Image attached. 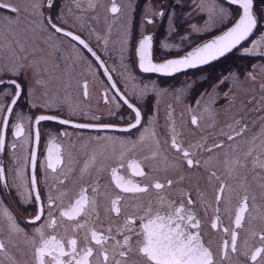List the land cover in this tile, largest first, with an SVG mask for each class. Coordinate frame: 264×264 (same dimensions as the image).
Wrapping results in <instances>:
<instances>
[{"label": "snow or ice", "instance_id": "6c2138e0", "mask_svg": "<svg viewBox=\"0 0 264 264\" xmlns=\"http://www.w3.org/2000/svg\"><path fill=\"white\" fill-rule=\"evenodd\" d=\"M99 8L112 23L124 19L121 55L133 48L136 67L145 74L207 71L204 66L233 53L241 59L253 58L247 69L236 66L205 76L201 85L208 87L194 104L184 106L188 123L198 130L217 129L220 118H225L211 143L209 137L186 141L177 131L172 105L166 113V139H160L155 116L147 118L145 105L149 95L166 90L155 83L128 88V78L135 81L136 77L127 66L125 87L117 86L96 46L90 44L95 35L97 43L104 41L106 52L111 39V24L101 36L88 23L98 20ZM135 11L133 0H127V7L122 0L106 4L102 0H0V159L7 148L15 171L11 186L20 203L32 205L34 213L21 226L12 211L0 206V264H264V63H255L264 61V0H194L192 12L202 14L205 21L189 23L190 32L222 30L187 51L169 40L178 25L175 11L165 8L163 0L159 6L153 0L140 4L141 30L133 43L130 22ZM160 20L167 22V33L154 40L148 26ZM188 38L182 35L183 40ZM154 44L157 54L162 50L180 55L154 60ZM59 60L65 61L66 88L72 80L69 69L78 61L102 69L115 103L109 115L125 108L126 114L117 116L118 120L127 116L124 124L77 123L69 118L76 114L70 102L68 115H63L58 99L49 92ZM80 87L86 98L88 82ZM187 90L174 93L177 102H182ZM22 97H27V107L41 113L35 118L25 115L17 107ZM46 121L127 135L96 136L80 167L74 169L73 156L63 150L65 130L50 137L47 154L38 165L39 126ZM257 121L259 127L253 131ZM23 145L27 151L21 160L17 149ZM153 162L162 166L153 167ZM212 162L219 174L210 167ZM104 172L111 195L102 191L98 178ZM169 172L174 175L169 177ZM128 173L142 179L129 178ZM188 175L204 181L203 188L199 182L194 185L195 197L184 187ZM50 176L55 186L49 184ZM0 184L9 187L2 162ZM130 200L135 203L129 205ZM102 206L110 221L107 225L101 218ZM27 226H32L31 231ZM217 236L218 243L213 238Z\"/></svg>", "mask_w": 264, "mask_h": 264}, {"label": "flooded vegetation", "instance_id": "af4514ba", "mask_svg": "<svg viewBox=\"0 0 264 264\" xmlns=\"http://www.w3.org/2000/svg\"><path fill=\"white\" fill-rule=\"evenodd\" d=\"M125 7H127V0H122ZM144 0H133V6L136 8V11L131 14V32H132V41L135 43L137 34L141 30L140 27V4H142ZM153 2L159 6L161 0H153ZM103 4L107 3V0H102ZM194 0H182V3L177 4L174 0H163V4L165 8H171L176 13V22L178 25V29L176 33H173L169 36L170 42L174 44H179L183 48L184 51L189 50V47H194L198 43H203L207 39H210L212 36L217 35L222 30L220 27H215L210 29L207 32L202 34H197L194 32H190L188 27L189 23H195L198 25H203L205 21V17L200 14H195L192 12ZM188 13H192L191 20L189 21ZM98 20H89V25L95 29L96 33L103 36L109 24L112 25L111 39L107 46V51H104L105 45L104 41L101 40L97 43L96 36L93 35L90 39V44L95 45V50L97 54L102 57V59L106 62L107 67L109 68L112 78L114 81H118V87L124 88V80L126 78L125 67L131 70L133 75L136 77V80L133 81L131 78H128V88H132L136 86V84H151L155 83L161 89H165L164 94L159 96L149 95L145 105V112L148 114L147 118L152 119L155 116L156 120V130L160 136V139L163 141L166 139L165 136V124L168 120L166 113L169 111V105H172L175 111L173 112V116L176 118L177 131H182L183 138L186 141L196 142L201 137H209V143H211V137L214 132H216L220 125L223 124L225 118L222 116L220 118V124H218L217 129L209 128L206 126H202L199 130L188 123V115L184 112L185 104H194L197 99H199V93L202 92L205 88L208 87V84L205 83L203 86L201 82L204 80L205 76H216L221 73H226L227 70L235 68L239 66L241 68L247 69L251 60L249 59H241L238 53L229 54V56L222 58L220 61H216L211 65L204 66L207 71L203 69H190L186 72H179L172 76H161L159 74L142 73L138 67H136V57L134 55V49L128 48L125 51V55L122 57L121 55V47H122V34L124 27V19L117 21L115 23L111 22V19H105V13L103 8L98 9ZM166 15L168 13L166 12ZM26 23V21H25ZM168 24L164 20H160L155 25L148 26L149 33H155L154 40H161L165 37L167 33ZM182 35H188V40H183ZM67 47V46H66ZM87 55V54H86ZM180 55L175 51L173 52H164L159 51L157 54V49L154 44V60L163 59L165 56L172 58ZM92 58L89 57V60ZM123 61V62H122ZM59 67L56 69L55 79L49 85V92L55 98L58 99L61 107L63 108V115H68V102L76 108V114L70 116L69 118L77 123H116L119 125H123L127 116L125 115V119H117V116H120L122 113L126 114L125 108H120L116 110V115H109L110 110H115V103L111 100V96L113 93L108 89L109 81L107 77L104 76L103 70L98 68L95 63L92 64L91 68L89 67V63L85 61H78L74 67L70 68L72 74V80L70 86H67L64 83L67 78L64 72L65 61L59 60L57 61ZM71 65V61L67 62ZM256 65L259 66L264 61L256 59ZM202 73V74H201ZM84 81L88 82V96L85 98L82 94V88L80 84ZM210 83V81H209ZM190 86V87H189ZM66 88V91H65ZM187 88V93L184 95L182 102H177L174 93H177L180 89ZM108 95V103L105 102V93ZM243 93H241V96ZM223 103V101H220ZM28 99L27 97H22V101L18 102L17 107L21 109V111L28 116H35L41 113V109H32L27 107ZM15 112V109H14ZM184 112L183 119H181V113ZM92 115L98 116L99 120H92L90 117ZM10 125L12 121H9ZM25 128H29L30 125L27 121H24ZM259 127V121L252 127V130L255 131L256 128ZM68 132L67 137H62L63 141V150L66 153H71L74 158V163L72 167L74 169H78L80 167V162L84 160L86 155L89 153L91 146L95 143L94 138L96 136H109V137H121L127 134L121 133L118 131H106V132H98L93 129H75L67 125H59L54 122L46 121L42 122L39 126L40 131V142H39V150L37 152V163L38 165L43 163L44 157L46 156V148L48 146V141L52 135H56L63 131ZM13 128H9L8 130V140L11 141ZM27 151V146L23 145L18 147L17 149V157L19 159H23ZM207 155L206 153L204 154ZM5 165L6 173L8 176L9 187L5 188L3 184H0V201H2V207H6L10 211H12L18 222L21 223V226H24V219L28 218L30 215L34 214L32 211V205H24L20 203V197L17 193L15 187L11 186V181L15 176V171L13 167V160L6 148L5 154L2 159H0ZM158 162H153V167H161ZM214 170L218 171L215 163L212 162L210 164ZM203 175H207L206 170H201ZM38 176L40 175V171L38 168L37 172ZM75 175V173H73ZM163 176V173H160ZM174 173L169 172L168 176H173ZM187 175V174H186ZM128 177L136 180H141L140 177H131V173H128ZM100 184L102 186V191H107L109 195L112 194V189L107 183L108 176L107 173H101L99 175ZM48 182L50 185L55 186L53 178L48 177ZM199 182L201 187L204 186V181L201 179L197 181L196 177H192L188 175V179L184 181V187L192 190V195L195 197L194 185ZM102 202L106 203V200L102 197ZM129 205L135 203V201H128ZM101 218L105 225H107L110 221L109 218L104 215L103 206L100 209ZM227 216V213H225ZM113 230L115 232V226L119 224V220L112 221ZM32 226H27V230L31 231ZM59 231H62L60 229ZM205 231L209 232L210 230L205 226ZM216 242H219V237H213Z\"/></svg>", "mask_w": 264, "mask_h": 264}, {"label": "water", "instance_id": "95a60500", "mask_svg": "<svg viewBox=\"0 0 264 264\" xmlns=\"http://www.w3.org/2000/svg\"><path fill=\"white\" fill-rule=\"evenodd\" d=\"M219 34V33H218ZM208 40V39H207Z\"/></svg>", "mask_w": 264, "mask_h": 264}]
</instances>
